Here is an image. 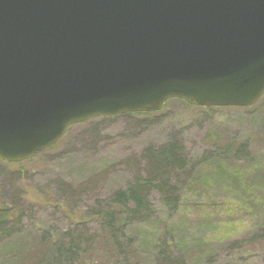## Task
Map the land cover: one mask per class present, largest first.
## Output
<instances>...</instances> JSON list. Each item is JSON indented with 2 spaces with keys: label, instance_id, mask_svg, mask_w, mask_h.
Wrapping results in <instances>:
<instances>
[{
  "label": "rangeland",
  "instance_id": "rangeland-1",
  "mask_svg": "<svg viewBox=\"0 0 264 264\" xmlns=\"http://www.w3.org/2000/svg\"><path fill=\"white\" fill-rule=\"evenodd\" d=\"M169 143L184 164L159 177L178 203L149 186L148 213L121 221L118 242L133 247L117 254L91 212L153 173L149 155ZM18 162L0 159V198L21 211L0 233V264H36L39 253L49 264L52 243L71 238L75 264H264V91L248 106L170 98L156 110L93 116Z\"/></svg>",
  "mask_w": 264,
  "mask_h": 264
},
{
  "label": "water",
  "instance_id": "water-1",
  "mask_svg": "<svg viewBox=\"0 0 264 264\" xmlns=\"http://www.w3.org/2000/svg\"><path fill=\"white\" fill-rule=\"evenodd\" d=\"M264 91V0H0V159L97 115Z\"/></svg>",
  "mask_w": 264,
  "mask_h": 264
},
{
  "label": "trees",
  "instance_id": "trees-1",
  "mask_svg": "<svg viewBox=\"0 0 264 264\" xmlns=\"http://www.w3.org/2000/svg\"><path fill=\"white\" fill-rule=\"evenodd\" d=\"M175 143H169L165 147H161L152 154L149 155V162L151 165L152 172L146 178H138L133 183L128 184L125 188L117 189L113 194L106 200L105 205L97 206L94 212H91V216L97 222L99 221L103 228L108 232V236L111 239L110 242L113 244V249L117 254L128 252V248L133 247V241L131 239L126 240L124 243L120 244L118 239L126 238L124 235V226L121 221L124 222V217L126 216V222L128 221V216H138L140 213H148L149 205L146 189L149 186L157 188L158 191L163 195L162 198L166 205L175 206L178 203V194L174 186H170L167 179L164 180L160 178L161 173H165L175 166H182L184 164L182 155L180 154V148H177ZM7 163V162H6ZM12 162L7 163L11 165ZM21 163V162H18ZM7 206V204L0 198V233H6L9 230L8 224L16 225L14 221L21 214L19 211L14 210ZM82 215L79 219H82ZM122 218V219H121ZM12 225L10 228H13ZM93 237V236H92ZM256 236H252L244 241H249L255 243L257 240ZM69 243L63 244L60 241H54L51 248L41 245L42 253L47 251L52 254L50 257L49 264H75V261L79 258L81 252L78 244H75L71 238ZM44 249V250H43ZM162 253V251H160ZM35 259L36 264L42 263L45 259L44 254Z\"/></svg>",
  "mask_w": 264,
  "mask_h": 264
}]
</instances>
